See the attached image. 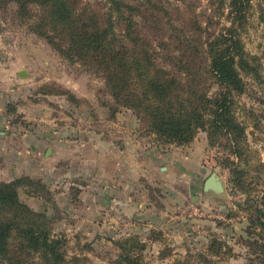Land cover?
<instances>
[{
    "label": "rangeland",
    "instance_id": "rangeland-1",
    "mask_svg": "<svg viewBox=\"0 0 264 264\" xmlns=\"http://www.w3.org/2000/svg\"><path fill=\"white\" fill-rule=\"evenodd\" d=\"M81 1L94 8L97 3L104 5L103 0ZM152 2L169 13L167 16L159 9L163 20L176 26L186 23L196 35L190 19L201 21V13L210 6L209 0ZM253 4V17L243 41L247 53L261 65L262 81L246 79L247 91L236 98V118L245 127L240 145L242 156L237 158V149H233L236 146L231 147L234 143L228 136L218 137L212 147L208 133L200 131L189 145L177 146L182 152L187 150L191 157L169 186L160 180L152 184L142 181L131 188L136 196L135 207L92 209L89 193L85 191L91 183L71 171L83 168L86 141L115 144L139 141L142 148L160 150L176 145L165 144L146 133L131 110L123 109L113 115L110 112L113 100L104 79L82 63L58 53L34 31L35 19L21 17L16 3L0 0V76L12 78L10 88L3 92L6 104L9 99H16L17 85L27 92L24 100H10L7 111L11 120L29 130L33 141H49L46 149L57 146L54 141H77L80 149L74 163H71L74 159L57 163L56 177L54 173L49 179L24 175L10 181L25 178L17 189L20 201L46 216L52 237L63 240L65 264L125 263L126 260L121 263L120 259L121 244L124 253L133 259L132 264H204L201 255L207 254L209 245L215 241L227 243L233 254L224 259L213 256V264H250L247 249L239 238L248 227L252 210L264 209V23L260 19L264 0H253ZM33 10L38 11L35 7ZM135 17L140 23V16ZM123 26L118 27L122 33ZM165 28L163 39L174 45L172 27L168 24ZM141 32L154 42L145 29ZM216 91L217 87H213L210 96ZM10 141L21 148V134ZM185 154L175 155L179 164ZM235 167L244 175L241 182L234 175ZM212 174L223 183V193L204 190ZM63 175L67 178H62ZM5 177L2 161L0 183H10ZM138 202L144 209L139 208ZM33 264L40 263L35 259Z\"/></svg>",
    "mask_w": 264,
    "mask_h": 264
},
{
    "label": "trees",
    "instance_id": "trees-1",
    "mask_svg": "<svg viewBox=\"0 0 264 264\" xmlns=\"http://www.w3.org/2000/svg\"><path fill=\"white\" fill-rule=\"evenodd\" d=\"M3 1L16 3L22 18L35 19L34 31L58 53L104 79L113 115L133 111L146 133L169 145H189L200 131L208 133L212 147L218 137L228 136L237 158L242 156L245 127L236 118V98L247 91L246 79L262 81L261 65L243 41L253 0H209L201 21L190 19L198 35L186 23L163 20L159 9L169 13L152 0H103L96 8L81 0ZM260 19L264 23V14ZM168 24L174 45L163 39ZM213 87L217 91L210 96ZM237 167L234 175L241 182L244 175ZM24 179L0 183V264H33L35 259L65 264L63 240L52 237L46 216L20 201L17 189ZM239 242L250 264H264V209L252 210ZM120 248L121 263L132 264ZM232 254L227 243L215 241L201 260L213 264L211 257Z\"/></svg>",
    "mask_w": 264,
    "mask_h": 264
},
{
    "label": "crops",
    "instance_id": "crops-1",
    "mask_svg": "<svg viewBox=\"0 0 264 264\" xmlns=\"http://www.w3.org/2000/svg\"><path fill=\"white\" fill-rule=\"evenodd\" d=\"M11 82V77L0 76V163L3 161L5 165V180L10 182L24 175L37 179H49L53 173L56 177L57 168L55 166L60 160L74 159L71 163L78 160V153L80 152L77 146L78 142L54 141L57 146H49L51 148L49 150L45 147L49 141H33L35 139L31 137L29 130L13 122V119L11 120L12 115L7 111L10 100L20 101L27 98L24 87L17 85L16 99L8 98L9 103L6 104L7 99L3 92L6 88H10ZM20 134L22 144L21 148H18L11 143L10 139ZM85 144L83 168L79 170L76 168L75 171L71 169V171L75 172L77 178H86L89 180L88 183H91L86 189H82L88 191L87 197L92 209L118 205L127 208L135 207L136 196H133L131 191L133 186L142 181L152 184L156 180L166 182L169 186L178 170L183 169L191 157L187 150L183 151L186 154L179 164L175 155L183 153L182 148L177 146H170L169 149L161 150L142 148L139 141H134V143L122 141V143L116 144L106 141H86ZM65 147L68 150H65ZM192 148L194 150V147ZM64 177L66 175H63L62 178ZM62 178L59 179L58 177L64 182ZM82 194L84 195V192ZM138 203L139 208L144 209L142 203Z\"/></svg>",
    "mask_w": 264,
    "mask_h": 264
},
{
    "label": "water",
    "instance_id": "water-1",
    "mask_svg": "<svg viewBox=\"0 0 264 264\" xmlns=\"http://www.w3.org/2000/svg\"><path fill=\"white\" fill-rule=\"evenodd\" d=\"M23 76V74H22ZM205 191H213L217 194H221L224 191V185L220 178L216 174H212L204 184Z\"/></svg>",
    "mask_w": 264,
    "mask_h": 264
}]
</instances>
